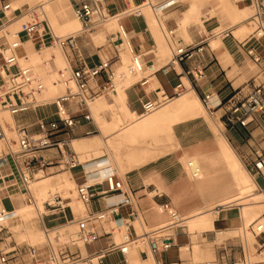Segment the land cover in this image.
Masks as SVG:
<instances>
[{"label":"crops","instance_id":"crops-1","mask_svg":"<svg viewBox=\"0 0 264 264\" xmlns=\"http://www.w3.org/2000/svg\"><path fill=\"white\" fill-rule=\"evenodd\" d=\"M68 1L72 10L79 2V0ZM132 1L140 9L139 11L144 10L147 3L149 4L148 6L153 10L158 21L159 30L169 47L170 56L171 48L166 39L170 31H174L173 40L179 44L192 45L206 42L205 52L192 61L176 65L171 68L168 74L159 71L144 86L140 84L139 80L122 92L118 90L105 96V99H103L104 97L97 99L98 101L96 100L90 105L89 111L82 110L77 104H71L70 111L77 121V126L57 136V139L63 141L64 145L59 148L47 149L41 153L45 158L52 160L54 165L35 173L32 184L34 180L43 181L47 179L56 183L61 181L64 175L70 174L74 188L69 189V192L73 194L76 192V188L86 180L101 181L105 180L108 175H116L124 182L123 193L101 196L90 204H83V206L87 209V214L96 213L103 210L108 204L128 199L130 205L121 208V215L115 221L117 224L118 219L124 218L130 221L129 236L134 243L139 236L135 222L140 221L143 226L145 224L149 228L157 227L166 215L159 211L165 202L172 203L178 211L186 214L184 216L186 218L219 207L223 202L237 196L235 176L228 159L225 157L220 143L221 138L214 131L212 123L223 134V138L232 145L233 150L236 151L239 159L248 170V174L252 175L250 176L258 187L256 190L259 192L264 189V177L255 167L259 161L257 152L264 150V119L250 118L247 126L237 125L234 127L227 125L224 119L229 100H243L252 91L254 85L264 83V79L260 77V66L254 62V57L257 56L264 62V37L259 39L254 32L245 36L249 29V23H245L248 19L233 26L231 17L225 12L229 4L227 0H219L220 11L219 15L215 16H210L208 13L211 9L209 6L213 4L212 0ZM148 1L155 7H151ZM208 2L210 4L205 5ZM15 4L17 7H36V2L32 0H16ZM235 5L242 10H251V7H254L251 0H243ZM128 7V0H106V9L110 17L123 14L120 22L133 34L132 42L135 51L143 57L145 64H153L157 69L163 68L167 65L170 57L162 58L159 56L155 37V33L157 34L156 27L149 24L147 16L142 11L141 15L128 14ZM159 13L161 14L160 18L158 17ZM2 18L0 15V19ZM26 19H14L13 15H9L3 19L4 25L0 27V31L9 25L11 29L21 28L20 30H22L27 23ZM56 21L59 28L64 29L58 18ZM109 30H114V26H110ZM112 32L100 30L93 34L92 39L97 48L103 46L104 42L107 41V34H112ZM226 33H229V36H225ZM69 34L71 33L65 36ZM111 37L113 39L112 35ZM1 39H3L0 42L2 52L3 48L10 43L6 36ZM28 41H31L34 47V43L30 39L22 41V44ZM78 46L77 51L70 48L64 50L60 48L65 58V64L57 57H52L35 62L34 67L37 76L28 71L34 78L43 81L44 90L49 98L66 92L68 89L65 87V83H69L71 88H74L69 79L61 78V73L68 74L72 69H77L79 67L78 57H82L88 67L105 61L107 56L111 61L117 57L114 49L113 51L97 50L91 53L84 41L79 40ZM47 48L53 50L55 47L45 46L41 50L34 49L40 52ZM250 51L253 53L250 54ZM43 65L46 69H43ZM115 65L116 63L112 62L114 70ZM122 65L124 63L120 56L119 70ZM25 70L27 71V69ZM105 79L104 75L101 76L97 81L90 84L91 88L94 90ZM181 82H183V87L177 89ZM205 94L211 95L210 104L216 109L215 117H210L203 106L202 100ZM122 96L124 103L121 100ZM162 98L167 100L164 106L153 113H144L141 100ZM94 103L95 108L93 109L91 106ZM43 108L45 109L41 110ZM4 112L7 111H1L0 114ZM89 113L91 120L88 121L85 116ZM133 115L137 117L132 119ZM42 118L58 119L53 101L48 102V105L42 108L14 116L13 121L16 127L30 126L31 132L37 133L38 128L35 124ZM0 121L5 132L1 117ZM218 122L224 130L219 128ZM88 132L93 133L88 134ZM3 139L1 138L0 141ZM72 158L79 161L78 167L69 168L65 163ZM187 158H195L201 165L203 170L201 180L195 181L191 178L187 169ZM63 166L64 168H62ZM183 168L188 179L194 182L190 186L196 188L205 198L212 201L210 209L204 210L199 204L192 205L194 201L190 198L187 181L180 180V172H183ZM220 168L224 170L225 176L218 174ZM41 172L43 175L37 179ZM223 178H226L225 182H222ZM103 188L106 189L107 185L104 184ZM32 190H34L33 186ZM57 191L60 192V190ZM188 200L191 206L185 207L183 201L188 202ZM45 202V212L40 215L41 220L33 214L29 217L32 208L37 209L38 203L36 207L28 206V194L25 185L18 175L15 162L10 157L9 163L0 168V206L9 212L6 220L26 218L25 220L28 222L36 221L44 228L46 237L47 230L49 234L51 230H56L61 226L75 222L78 224L74 209L68 202L65 205H69L70 208L65 210L50 208ZM68 210L71 211L70 215ZM226 210H220L215 222L216 228L219 224L221 230L222 226L225 228L233 226L234 219L238 217L226 212ZM131 211H135L137 216L129 217ZM70 217L71 219H69ZM65 221L68 223L59 226ZM104 224L98 227V231H102L99 239L84 246L83 252L87 255H93L121 240V235L114 237L112 232L106 231ZM30 230L29 238L31 240L41 239L39 230H36L35 226ZM58 231L59 229L57 233ZM194 232L175 230L173 233L174 247L155 257L150 255L144 243V246L140 248L139 259L142 264L146 260H150L154 264H190L187 257L192 256V252L190 251L191 254L186 255L183 249L185 246L190 247L193 244ZM212 236L214 237V235ZM97 242L100 243L99 247L90 250L89 246ZM222 255L226 257V251H223L215 261L223 263L224 257ZM131 258L132 255L129 257V264H132ZM234 261L235 259L228 258L225 262ZM106 263L125 264V260L119 251H115L102 259V264Z\"/></svg>","mask_w":264,"mask_h":264},{"label":"built area","instance_id":"built-area-1","mask_svg":"<svg viewBox=\"0 0 264 264\" xmlns=\"http://www.w3.org/2000/svg\"><path fill=\"white\" fill-rule=\"evenodd\" d=\"M13 0H0V27H3V19L7 18L10 12L14 19H22L30 17L31 20L18 33L19 39L6 46L2 53H0V112L7 111L13 116L22 115L32 110H36L48 105V102L39 100L37 93L44 89L43 84H36L33 76L26 70L22 69L18 64V56L16 54L22 41L32 40L35 45L43 48L48 42L55 43L63 50L70 48L73 51L79 49L78 40L79 34H71L68 36H59L51 23V20L44 12V6L49 1L56 0H37V6L34 8L17 7L13 8ZM235 4L241 3L243 0H231ZM255 8V14L251 17V21L256 25L255 35L261 39L264 37V0H251ZM155 7V6H153ZM130 8L128 7L127 11ZM76 18L82 23L84 32L90 30L93 25V20H106L109 13L106 9V0H79L74 7ZM136 14L141 15V11L137 9ZM174 31L168 32L166 39L171 48V56L166 66L157 69L153 64L146 65L141 55L137 54L132 42L131 32L121 24L119 36L126 39L132 54V64L130 67V74L142 75L140 84L142 86L148 84L151 78L162 71L168 74L171 68L182 62L192 61L205 52L206 42L199 44L185 45L179 44L173 40ZM225 36H229L226 33ZM256 38V39H257ZM253 52L250 51V54ZM79 67L72 69V79L75 83L76 90L65 93L53 100V105L56 108L58 119L42 118L35 124L38 128L37 133L31 132L30 126H19L15 130L18 135L17 150H14L10 145L9 153L0 156V168L9 163V159L15 162L18 175L25 185L26 193L28 194V203L34 204L36 202L34 196L30 192V182L33 175L47 167L53 166L54 162L41 155L47 149L59 148L64 145L63 141H59L57 136L63 132H68L77 126V121L70 111L71 104H77L83 110L89 111L90 105L97 99L108 96L117 91L121 79L117 72L112 67V61H101L99 64L88 67L82 57H78ZM254 62L260 66V77L264 79V62L260 57H254ZM201 73L199 72V75ZM105 76L104 82L96 86L93 90L90 86L92 82L97 81L101 76ZM145 75V76H143ZM66 79V76L62 74ZM183 87L181 82L177 89ZM211 95L205 94L203 97V106L210 117H215L216 109L210 104ZM166 98L158 100H141L144 113L150 114L157 111L166 104ZM261 118L264 119V83L254 85L252 91L243 100H229L227 103L224 119L227 125L234 127L237 125L247 126L248 120ZM86 120H91V114L85 116ZM93 132H88L92 134ZM5 137L3 125L0 121V139ZM259 161L255 167L260 175L264 177V150L257 152ZM10 156V157H9ZM69 168H76L79 166L77 159H71L65 162ZM107 188L104 189L103 185ZM124 182L116 175H108L105 180L88 181L80 184L77 188V196L79 200L87 205L93 200L108 194L123 193ZM264 196V189L260 191ZM50 208H60L62 210L70 208L65 205L62 197L58 196L55 199V204L46 202ZM130 205L128 199H124L114 204H108L103 210L96 213L86 214L83 218L78 220L80 225L79 240H83L85 245L93 243L99 239L100 233L98 227L104 223L111 222L112 219L119 218L122 207ZM161 212L166 214L169 223L166 227L160 228L152 233L144 231L137 238H141L152 257L162 253L168 252L174 247L173 234H162L156 236L161 232L173 230L183 222V217L179 211L170 202H165L161 205ZM7 213L6 208H0V226L3 218ZM137 216L135 211H131L129 217ZM119 227L126 226L129 231L131 223L128 220L118 219ZM251 231L256 239V253L258 255L264 254V214L262 219L255 222L247 229ZM48 232V230L46 231ZM155 233V234H154ZM155 236V237H154ZM128 240L119 244H113L99 252L88 255L84 260L86 264H94V259H98L99 264H102V259L119 251L124 257L125 264H129L130 245L132 240L128 236ZM71 256V257H70ZM243 260L241 263L232 262L231 264H249L246 256V251L243 249ZM76 259H81V254L75 253L66 256L57 254L53 250L47 260L38 258L31 264H75ZM0 264H15L9 252L0 248ZM174 264V263H166ZM205 264H218L216 261L206 262ZM264 264V263H263Z\"/></svg>","mask_w":264,"mask_h":264},{"label":"rangeland","instance_id":"rangeland-1","mask_svg":"<svg viewBox=\"0 0 264 264\" xmlns=\"http://www.w3.org/2000/svg\"><path fill=\"white\" fill-rule=\"evenodd\" d=\"M37 3V0H34ZM57 1V0H56ZM211 1V0H208ZM213 4L212 6H209L211 9L208 12L210 16H215V15H219V4L220 1L219 0H212ZM228 1V6L227 8L230 7H238L237 5H235L231 0H227ZM52 2V1H49ZM48 2V3H49ZM129 2V8L130 10H133V12L137 11V6L133 3L132 0H128ZM210 3H205V5H209ZM46 6V4H45ZM44 6V12L45 14H47V16L49 17V19L51 20L52 25L55 24L54 23V19H53V15L50 13H48V9L47 7ZM73 19H76V16L74 14V8H73ZM141 11L145 14V16H147L148 20H149V24L150 23V17L151 18H155L154 12L153 10H149V12L147 13L146 11H144L143 9H141ZM251 13V17L255 14V8L251 7L250 10ZM161 14H158V17L160 18ZM109 18V17H108ZM106 18V20L108 19ZM121 18V17H120ZM154 19V20H155ZM31 18L27 17L26 22H30ZM157 20V19H156ZM26 23V24H27ZM120 20H116L112 19L111 22L107 21L105 22V20H98V19H94L93 20V25L92 28L86 32L82 31L81 29L83 27L80 26L75 32L74 31H69V30H61L58 29L57 25L53 26L55 32L59 35V36H65L68 33H77L80 35L79 41H84V44H86L88 46V49L91 53L99 50V51H108L111 50L113 51V49L116 51V55L117 57L114 58L112 60V62L115 65V70L116 72H118L119 70V60H120V52L117 48V43L116 40L118 39H112L111 35L115 34L116 32H118V28L120 26ZM156 23V22H155ZM245 23H249V29L247 31V33L245 34V36L252 34L253 32H255L256 29V25L251 22V19H248L245 21ZM81 25V24H80ZM110 26H114V30H109ZM154 27H156L157 30V34L155 33V37H156V41L158 44V48H159V56H161L162 58H169L170 57V50L169 47L166 43V40L164 38V36L162 35L161 31L159 30V26L158 23L153 25ZM9 26H7L6 28H4L3 30L0 31V42L3 40L1 39L2 37L6 36L9 40V43H12L16 38L15 35L18 34V32H20L21 28H16V29H11L9 28ZM84 28V27H83ZM23 29V28H22ZM100 30H107L109 31H113L115 33L112 32L107 34V41L104 42L103 46L100 48H97V46L95 45L92 37L93 34L100 31ZM111 34V35H110ZM118 36V34H117ZM46 47H55L53 50L59 55L61 56V60L63 64H65V58L64 55L60 49V47L55 44V43H50L48 42L46 44ZM5 48V47H4ZM3 48V49H4ZM34 48L37 50H41L40 46L35 45L34 44ZM1 47H0V52H1ZM22 52V53H21ZM18 54H19V66L25 70L24 65H23V51L18 50ZM65 54V53H64ZM22 55V56H21ZM1 57V56H0ZM128 60H129V64H131L132 62V58L133 56H131L130 54H127ZM105 61H108L110 58L107 56L105 57ZM21 64V65H20ZM43 69H46L45 65L42 66ZM142 78V75H137V78H135L133 83H137L140 79ZM33 80L35 81L36 84H43L44 88H45V84L43 83L42 80L38 79V78H34ZM121 81V79L118 80V84ZM121 83V82H120ZM133 83H131L130 85H132ZM129 84L126 85V87L130 86ZM121 87V84H120ZM65 93H60L57 94L53 97H50L49 99L46 100V102H52L55 98L64 95ZM37 98L39 100H43L40 97V93H37ZM105 99V97L103 98ZM98 101V100H97ZM95 103L91 106L93 107V109L95 108ZM46 108V107H45ZM45 108L41 109L44 110ZM6 115H10L12 117V114H10L9 112H4L2 114H0L1 120H4V117ZM14 117V116H13ZM12 117V118H13ZM212 123V120H210ZM15 124V123H14ZM219 124V128L221 130H224V128L222 127V125L220 124V122H218ZM212 126L214 128V131L216 132V134H218V136L222 139L223 138V134H221L220 130H218L217 126L214 125V123H212ZM14 128H16V124L14 127H9V140H11V147L14 150H17V142H18V136L16 133V130H14ZM225 136V135H224ZM225 139V138H224ZM227 141V140H226ZM230 144V143H229ZM230 146L232 147V145L230 144ZM232 149H234L232 147ZM235 151V150H234ZM9 152V148L8 146H2L0 148V156L2 154H7ZM236 152V151H235ZM237 154V153H236ZM238 156V155H237ZM239 158V157H238ZM187 162L189 160V158L186 159ZM241 163V164H240ZM239 165H240V169L246 173H248V170L245 168V166L243 165V163L241 162V160L239 159ZM64 168V166L62 167ZM180 180L183 181H187V186L189 188V192H190V198L192 201V205L193 204H199L201 206V208H203L204 210L210 209V207L212 206V201L208 200L207 198H205L203 196V194L198 191L196 188L190 186L193 185L194 182H191L188 179V176L186 174V171H184L183 168V172H180ZM218 174L225 176V172L224 170H222L220 168V170L218 171ZM43 175V173L41 172L38 176L37 179H39L41 176ZM35 181V180H34ZM226 178H223L222 182H225ZM182 186V185H181ZM183 187V186H182ZM60 190V189H59ZM75 191V190H74ZM254 195L258 196V202H260V206L259 209L261 210L259 212V217L256 218L253 222H249V221H245L246 223V232L248 235V241L245 238L244 235V231L242 229V221L238 222V226H229L227 228L222 226V230L220 229L221 226L218 224L217 226V230H210V229H204V228H196L193 234V244L188 247L185 246L183 249L184 254L186 255H190L192 252V256L190 255L189 257H187V259L189 260L190 264H205L206 262H212L218 259L219 255L223 253V251H226L227 255L226 257H224L223 263H219L218 264H231V263H227L225 262L228 258H233L235 259L234 262L236 263H241L242 262V257H243V249L246 251V256H247V260L249 264H255L256 262L258 264H263L264 263V254L263 255H258L256 253V240L255 237L253 235V233L249 230H247L250 225H253L255 222L259 221L262 219V215L264 214V196H262L256 189L252 191ZM53 193H56V197L60 196L63 198L64 203L67 204L68 202V198L65 197L62 193H60L59 191H52V193L49 195V199L53 197ZM33 195L35 194V190H33ZM74 195V200H73V204L71 205V207H73V205H81L83 206V203L79 200L77 193L73 192ZM247 195H250V193H248ZM36 196H34L35 198ZM70 201V200H69ZM49 202L51 204H55V200L53 201H46ZM45 202V203H46ZM76 203V204H75ZM183 204L188 207L191 206L190 201L188 200V202L183 201ZM85 205V204H84ZM84 207V206H83ZM86 207V206H85ZM160 211V210H159ZM180 212V211H179ZM226 212L232 214V215H237L240 216V208L239 207H232L226 210ZM68 214H71V211L68 210ZM87 214V209H85L82 213H80L79 215H77V220L83 218L84 216H86ZM181 216L184 217L186 214L181 213ZM188 214V213H187ZM71 219V217L69 218ZM114 221V222H113ZM113 221H111L110 223H106L104 224V227L106 229V231H110L112 232L113 236L115 237L116 235H121V240H118V242L116 241L115 243L119 244L121 242H125L126 240H128V236H129V231L127 230L126 226L124 227H119V225L116 223L115 219H113ZM3 226H0V248L3 249L4 251L9 252V255L12 257V261L15 264H31L32 262H34V260L38 259V258H43L45 260H47L50 256L51 251L53 250L54 252H56L57 254L60 255H70V254H75V253H80L81 254V259H76L75 260V264H86V260H84L87 257V254L85 252H83L84 250V241L83 240H79V232H80V225L79 223L76 224L75 227L70 228H61V225L67 224L68 221L63 222L62 224H60L59 226H61L57 233V230H51L49 232V237L51 238V241H49V238L46 237L45 232H44V228L41 227V225H39V223L37 224L36 221H31L28 222L27 220H25V218H16V219H8V220H4L3 222ZM169 223V219L168 217L165 215L164 220L157 226L154 228H149L146 227L145 225L142 226L143 228L140 230L139 234L141 235L143 233V229L146 232L152 233L160 228H162L164 225H167ZM36 228V230H39L40 235L42 236L41 239H38L37 241H33L29 238V234L31 233V228L34 227ZM57 226V227H59ZM236 227V228H235ZM55 228V227H54ZM52 229V228H51ZM177 229V228H176ZM200 229V230H199ZM100 230V229H99ZM127 230V231H126ZM65 232V233H62ZM66 237L69 234H71V236L75 235V240L71 241L68 240L66 241L65 239H59L56 238L55 240L53 239V234L57 235L59 234ZM99 233L101 234L102 231H99ZM174 231L173 230H169V231H165V232H161L156 236H160L162 234H173ZM155 234V233H154ZM214 235V237L212 236ZM155 237V236H154ZM100 245L99 242L92 244L89 246L90 250H94L96 248H98ZM191 251V252H190ZM220 252V253H219ZM219 253V255H218ZM130 255H131V251H130ZM71 257V256H70ZM132 260V264H134L133 262V257L131 258ZM94 264H97V261H94ZM109 264V263H106ZM144 264H154L153 262H151L150 260H146L144 262Z\"/></svg>","mask_w":264,"mask_h":264},{"label":"bare ground","instance_id":"bare-ground-1","mask_svg":"<svg viewBox=\"0 0 264 264\" xmlns=\"http://www.w3.org/2000/svg\"><path fill=\"white\" fill-rule=\"evenodd\" d=\"M15 1L16 0L12 1L13 2V8H17V5L15 4ZM32 1H34V0H32ZM220 1H222V0H220ZM148 5L149 4L147 3V6L144 7V11H146L147 13L149 12V10H151V8ZM150 5L152 7L154 4L150 3ZM36 6H37V3H36ZM45 7H47V9H48V11H49L48 13L51 12V14L53 15V19H54V23H55L53 25H55V26L57 25L58 29H60V28L58 26V22L56 21V18H58V21L62 24V26L64 28V29H61V30H69V31H74L75 32V29H76V31H78L77 29L81 26L80 25L81 22L77 18L73 19V11H72V8H71L70 3H69L68 0H57V1H52V2H49V3L47 2ZM225 12H227L229 14L228 16L231 17L230 19L233 21V26L241 23V21H243L245 19H249L251 17L250 15L252 13L250 11V9L242 10V9H239L238 7H236V6L230 7V8H226ZM127 13L128 14H133L135 12H133V10H129V11H127ZM74 14H75V12H74ZM9 15H12V14L9 12L8 16ZM121 16H123V14H119L116 17H110V15H108L109 18L107 20H105V22H107V21L111 22V20L115 19V18H116V20H118V19L120 20ZM154 19L153 18L150 19V22H151L152 25H155L158 22L156 19L155 20ZM121 24L122 23H120V26L118 28V32H117L118 36H117V34L116 35L113 34L112 36H113V39L118 37L117 40L115 39L116 43H117L116 46L120 50V56H121V58L123 60V63H124V65H122V68L120 70H118V72H117V75L121 78V81H120L121 83L119 82V87H118L117 91L121 90V92H122L125 88H127L126 87L127 84L130 85L131 83L134 82V80H135V78H137V76L130 74V67H131L132 62H131V64H129V60H128L127 54H130L131 56H133V54H132L131 48H130L127 40L123 39V38H121L119 36V30L121 28ZM182 25L184 26V23ZM82 31H84L83 27H82L81 32ZM74 32H72L71 34L76 35L77 33H74ZM71 34H69V35H71ZM132 35L133 34H131V36ZM15 38L16 39L13 42L18 40L19 36L17 37V35H15ZM12 43H10V44H12ZM41 49H43V48H41ZM18 50L23 51V53H24L23 54V65H24V68L27 69V71L32 73V75H34V76H37L36 69L34 67V64H35L36 61L43 60V59H48V58H52V57H57L59 60H61V56H59L54 50H52L50 48L44 49L43 51H40V52L35 50L31 41H28V42L23 43V44L21 43L19 48H17L16 54L18 56V62H19ZM62 74H64L66 76V79H69L71 81V83L74 85V88L72 89L71 85L69 83H65V87L68 90H66V92H64V93L75 91L76 90V86H75V83H74V81L72 79V76H71L72 75V70L68 74H66L65 72L61 73V78L64 79L62 77ZM120 84H121V87H120ZM39 93H40L41 99H43L44 101L49 99V97L46 95V92H45L44 89L42 91H40ZM121 100L124 103V97ZM136 117L133 115L132 119H134ZM2 122L4 124L5 133L6 134H5L4 139L2 138L3 140L0 141V148L3 145L4 146H9V145L11 146V140H9L10 139L9 138L10 137L9 136V134H10L9 133V127H11V126L14 127L15 126L13 118L10 115H6ZM14 130H15V128H14ZM220 143H221V146L223 148L225 157L228 159V162L230 164V167H231V170L233 172V175L235 176V183H236L237 191H238L237 196L228 199L227 201H225L222 204H220L219 207H214V208L210 209L209 211L199 212V213H196L194 215L188 216L186 218L183 217V222L180 225L177 226L176 230H178L179 232L188 231L189 233L190 232L192 233L196 228L217 230V228L215 226V222H216V220L218 218V214H219L220 210L221 209H229V208H232V207H239L240 211H241L240 212V216H238V217H236L234 219V221H233L234 223L233 224H234V226L235 225L238 226V222L242 221V229L244 231L245 238L248 241V235H247V232H246V223H245V221L253 222L256 218H258L260 216L259 212L261 211L259 209V206L262 203L260 204V202H258V196L257 195L252 194L253 193L252 191L257 189L258 187H257L254 179L251 177L252 175L248 174V173H246V172H244V171H242L240 169L239 158H238L236 152L230 146L229 142L226 141V139L222 138ZM186 162H187V160H186ZM187 169H188L189 174H190V176H191V178L193 180L199 181V180H201L203 178V170L201 168V165L199 164V162L195 158H189V160L187 162ZM91 181L93 182L95 180H91ZM29 186H30V192H31L32 195H33V190H32V186H33V189L35 190V194H36L35 195L36 196L35 200L36 199L37 200H36V202L34 204H28V206L36 207L37 203H38V207H36L37 209L32 208V211H31L32 213L31 214L29 213V217H31V215L33 214L35 216H38V219L41 220L40 219V215L45 212L44 202L46 200L47 201H53V200L56 199L55 198L56 193L52 194L53 195L52 198H50V199L48 198L49 195L52 193V191H57V190L60 189V192L65 197L68 198V203L70 205L73 204L74 195L69 192V189H73L74 188V182L70 178V174L64 175V178L61 181H58L56 183H52L50 179H47V180H43V181H33V184H32V181H31ZM248 193H250V195H247ZM259 193L262 195V193L260 191H259ZM1 207L2 206H0V208ZM73 209H74V212H75L76 216L79 215L80 213H82L85 210V208L83 206H81V205H73ZM160 210H161V208H160ZM8 216H9V212L7 211L5 217L3 218V221L6 220L8 218ZM112 221H113V219H112ZM75 223H70L68 225H64L61 228L62 229L63 228H67V227L73 228V227L76 226ZM135 226L137 228L138 233L143 228L142 227L143 225L140 223V221L139 222H135ZM166 226L167 225H164L162 228H164ZM46 233H47V237L49 238V241H51V238L49 237L48 232H46ZM62 233H65V232H62ZM32 234H33V232H32ZM53 235H54L53 236L54 240L56 238H59V239L63 238L66 241L71 240V239H73L71 241H74L76 239L75 235L71 236V234H69L66 237L60 235V233L57 234V235H55V234H53ZM41 237L42 236L40 235V238ZM119 238H121V237H119ZM84 246H85V244H84ZM142 246H144V241L141 238H138V240L136 242L131 243V245H130L131 255L133 257L134 264H142L141 260L139 259V257H140V253L139 252H140V248ZM94 261H97V264H99L98 259L95 258ZM255 264H258V263L256 262Z\"/></svg>","mask_w":264,"mask_h":264}]
</instances>
